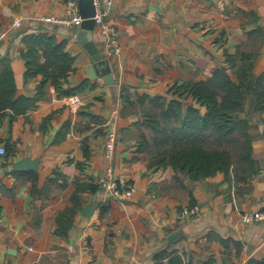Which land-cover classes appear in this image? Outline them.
I'll use <instances>...</instances> for the list:
<instances>
[{"label":"crops","instance_id":"obj_1","mask_svg":"<svg viewBox=\"0 0 264 264\" xmlns=\"http://www.w3.org/2000/svg\"><path fill=\"white\" fill-rule=\"evenodd\" d=\"M110 1L106 23L117 30L120 52L106 50L95 27L92 35L113 85L98 74L90 78L91 58L76 41L77 28L40 21L61 16L66 0H0V33L9 31L0 54L12 43L7 57L16 97L35 99L43 81L41 74L26 77L21 56L23 36L36 31L64 44L72 60L62 88L84 84L82 92L59 95L47 83L35 108L14 119L9 112L0 122L6 150L0 160V264H156L154 256L169 244L192 264L264 259V221H241L264 210V113L248 124L258 172L249 192L240 194L222 173L193 181L170 168L148 169L147 156L138 151L137 113L123 100L178 99L186 110L193 102L179 99L175 86L206 80L222 68L230 74L227 56L239 47L244 52L249 42L260 45L246 83L253 86L264 72V0ZM17 19L21 27L12 29ZM107 131L117 135L111 161L103 156ZM108 166L132 187L131 198L117 201L97 186ZM28 173L36 174L35 184Z\"/></svg>","mask_w":264,"mask_h":264},{"label":"trees","instance_id":"obj_2","mask_svg":"<svg viewBox=\"0 0 264 264\" xmlns=\"http://www.w3.org/2000/svg\"><path fill=\"white\" fill-rule=\"evenodd\" d=\"M22 40L27 48L21 55L26 62V77L41 74L43 81L35 99L17 98L10 60L8 57L1 59L0 122L9 112L14 119L35 108L36 101L44 98L47 83H51L59 95L84 91V84L72 90L62 88L72 70V60L65 54L64 44H58L46 33L25 35ZM259 46L249 42L244 46V52L239 47L234 55H228L230 74L222 68L206 80L175 86L174 94L179 99L189 97L193 102L186 110L178 99L165 104L160 97H123L125 108L137 113L138 151L147 156L148 169L170 168L188 174L193 181L222 173L237 193L249 192L258 170L252 157L248 124L253 115L264 113V72L253 86L246 83ZM39 56L44 58L43 64L39 63ZM236 114L244 115L245 119L235 121ZM28 175L35 184L36 174ZM169 245L154 256L156 264H192L191 259L187 261L185 253L173 249L174 244ZM196 264L212 262L197 260ZM248 264H264V259L252 260Z\"/></svg>","mask_w":264,"mask_h":264},{"label":"built area","instance_id":"obj_3","mask_svg":"<svg viewBox=\"0 0 264 264\" xmlns=\"http://www.w3.org/2000/svg\"><path fill=\"white\" fill-rule=\"evenodd\" d=\"M95 14L92 17L94 21V27L97 29V32L100 36L105 39L104 48L110 52L118 53L120 49L118 47V33L117 30L110 27L106 23V18L109 14L111 8L110 0H93ZM45 24L52 25H61L67 28H77L80 29L81 23L83 20L81 19L79 8H78V0H66L65 9L63 14L59 17L46 16L40 19ZM12 29H18L21 27V20L17 19L12 22ZM9 31L0 33V42H2ZM35 34H39V31H36ZM117 135L112 131H107L105 134V144L103 149V156L107 161H111L115 152ZM6 156V150L4 147L0 146V160H2ZM98 186L107 190L111 193L112 197L117 201H122L131 198L133 189L131 186L126 183L120 182L117 180L114 170L112 166H108L103 170L102 174L97 178ZM198 211L197 208H194L191 211H184L185 214H193ZM242 223L247 226L252 222L256 221H264V210L256 213H247L244 214L242 219Z\"/></svg>","mask_w":264,"mask_h":264},{"label":"water","instance_id":"obj_4","mask_svg":"<svg viewBox=\"0 0 264 264\" xmlns=\"http://www.w3.org/2000/svg\"><path fill=\"white\" fill-rule=\"evenodd\" d=\"M78 8L83 22L81 23V27L78 29L75 38L91 58L89 76L91 79H95L98 74L106 85H113L114 79L109 62L100 54L93 41L92 31L94 28V21L92 20V17L95 14L94 2L93 0H78ZM11 44L12 43H9L5 52L0 54V60L7 57ZM176 237L177 235H172L169 240Z\"/></svg>","mask_w":264,"mask_h":264},{"label":"rangeland","instance_id":"obj_5","mask_svg":"<svg viewBox=\"0 0 264 264\" xmlns=\"http://www.w3.org/2000/svg\"><path fill=\"white\" fill-rule=\"evenodd\" d=\"M255 84V83H254Z\"/></svg>","mask_w":264,"mask_h":264}]
</instances>
